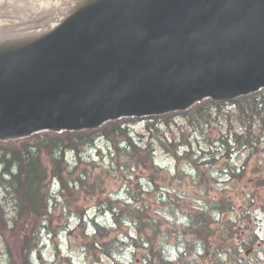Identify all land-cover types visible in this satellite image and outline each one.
Returning a JSON list of instances; mask_svg holds the SVG:
<instances>
[{"label":"trees","instance_id":"1","mask_svg":"<svg viewBox=\"0 0 264 264\" xmlns=\"http://www.w3.org/2000/svg\"><path fill=\"white\" fill-rule=\"evenodd\" d=\"M137 119L120 117L92 128L0 138L3 264H73L69 256L61 254L57 242L63 232L73 234L75 249L90 255L93 262L102 256L115 258L134 251L139 264H264V238L258 234L259 226L244 219L252 211L251 197L235 222L221 218L234 211L231 201L203 197V204L192 215L180 204L181 197L155 198L148 190L159 185L154 182L160 172L154 159L157 147L177 161H201L203 171L216 184L226 187L232 180L241 181L245 169L237 150L258 151L264 140V88L230 101L205 98L182 110L145 117V133L133 132L130 122ZM222 121L227 128L219 130L218 136L206 132L209 125L218 126ZM236 123L242 131L234 128ZM172 125L177 128L176 135L170 131ZM98 139L106 142L107 153L97 146ZM90 148L96 150V158L86 156ZM253 154L250 152L247 161ZM139 169L147 170L148 176H138L135 171ZM114 171L120 174L114 177L123 182V190L131 189L126 200L114 199L101 188L103 175ZM36 180L48 188L54 181L57 188L49 198L39 196V191L32 194L30 188L33 191ZM142 193L151 197H142ZM5 206L13 210L12 215ZM88 208L94 210L89 217ZM163 208L169 215L160 212ZM179 211L184 219L181 223H177ZM253 216L256 221L262 219ZM101 217L112 222H103ZM246 229L254 233H246L235 242ZM223 237L231 238L234 244H227ZM49 246L57 256L53 263L44 254ZM251 247L253 259L241 253ZM61 255L65 261L57 263ZM227 258L230 263H225Z\"/></svg>","mask_w":264,"mask_h":264},{"label":"water","instance_id":"2","mask_svg":"<svg viewBox=\"0 0 264 264\" xmlns=\"http://www.w3.org/2000/svg\"><path fill=\"white\" fill-rule=\"evenodd\" d=\"M264 87V0H97L0 52V138Z\"/></svg>","mask_w":264,"mask_h":264},{"label":"rangeland","instance_id":"3","mask_svg":"<svg viewBox=\"0 0 264 264\" xmlns=\"http://www.w3.org/2000/svg\"><path fill=\"white\" fill-rule=\"evenodd\" d=\"M228 107H232L228 105ZM133 132L140 131L145 133V120H138L134 123H130ZM178 124H183L178 122ZM185 128V126H184ZM227 124L225 121L221 122V125L218 126H210L206 129V132L214 137L218 136L219 130H226ZM234 128L238 131H242L243 127L239 124H235ZM171 133L176 135L177 128L175 125H172V129H170ZM171 133L169 135H171ZM97 146H101V150L103 153H107V144L104 140L98 139ZM241 147V146H240ZM99 148V147H98ZM250 152L254 153L250 159L247 161V157ZM86 156H94L96 158V150L90 148L85 153ZM237 155L241 163L245 164V174L241 181L232 180L231 183L227 184L226 187L220 184H216L215 180H212L204 171L195 173V166L192 168L186 167V159L174 160V158L157 147L155 149L154 159L155 162L160 166V172L157 177L154 178V182L158 185L157 188H147L149 191H153L152 197L159 198V196H167L173 195L174 197H181L180 204L189 212V214L195 215L198 212V208L203 204V201L206 197L213 198V200H228L231 201L234 206V211L229 212L223 216L222 219L231 218L235 222L238 220L237 215L241 213V210L244 208L245 201H247L248 196L253 200V205L251 206L252 211L245 216L244 219L248 220V222H254L259 226L258 232L259 235L264 236V140L261 141V144L258 146V151L253 152V149L247 150H237ZM106 159H109V156H106ZM96 170H99L97 168ZM135 173L138 176H148L147 170H136ZM114 175H120L118 171H114L107 176L103 175L102 187L105 188L104 194L110 195L114 199L118 200H126L129 198V191L123 190V182L120 179L114 177ZM168 192L165 193V190ZM147 191V192H149ZM100 193V192H99ZM98 193V194H99ZM102 196V195H101ZM142 197H151L146 196L144 193L141 195ZM223 196H229L228 198L223 199ZM147 201L152 202L151 198H146ZM153 203V202H152ZM238 206V207H237ZM237 208V209H236ZM253 209L256 212H259V216L262 217L261 221H256L253 214ZM93 208H88L87 214L88 217L93 213ZM161 213L168 214L165 208L160 210ZM181 212H178L177 223H181L183 221ZM169 215V214H168ZM242 216V215H240ZM172 221L175 217L171 216ZM103 222H110V219L106 217L100 218ZM222 221L219 223H215L216 226H220ZM238 224V223H237ZM214 225V224H213ZM237 228V226L235 227ZM131 232V231H130ZM133 232V231H132ZM246 231H242L241 235L235 238V242H240L243 236L246 235ZM134 234V232H133ZM261 236V237H262ZM45 240H49V237L46 233H44ZM58 244H61L62 250L61 254L65 256H69L71 262L73 264H139L137 253L125 252L124 254L116 255L115 258L102 256L96 262L92 261L90 255L85 254L81 250L75 249V244L77 243V239L73 236V234L60 233ZM3 244L0 238V264H3L1 261ZM252 249H248L246 252L244 249L242 250V254L248 256L250 259H253V254L251 253ZM45 257L49 260L56 258L57 256L51 250L50 246L47 250H45ZM62 255L57 259L58 262H64L65 260L62 258ZM252 256V257H251ZM177 257V253L175 250L172 251V259ZM183 262V260H180ZM54 262V260L50 261ZM230 263V260L227 258L225 263ZM262 261H257V264H260Z\"/></svg>","mask_w":264,"mask_h":264},{"label":"bare ground","instance_id":"4","mask_svg":"<svg viewBox=\"0 0 264 264\" xmlns=\"http://www.w3.org/2000/svg\"><path fill=\"white\" fill-rule=\"evenodd\" d=\"M93 1L96 0H0V52L21 46L40 37L64 21L70 14ZM200 162L189 158L186 166L187 168L195 166V170H193L195 173L202 172L204 168ZM235 168L237 167L232 169ZM236 171L239 173L240 170L236 169ZM27 186L31 187V183L27 182ZM53 187L54 184L48 188L43 184H38L36 180L32 187L34 189L31 191L30 188V192L35 194L39 191V196L49 198L53 194ZM8 208L9 206L6 207V210ZM8 214L12 215L13 210H8ZM246 232L254 233L248 229ZM223 240L227 244H234L231 238L223 237Z\"/></svg>","mask_w":264,"mask_h":264}]
</instances>
